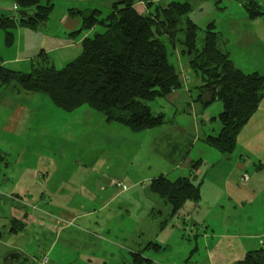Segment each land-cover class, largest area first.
Wrapping results in <instances>:
<instances>
[{"label": "rangeland", "instance_id": "obj_1", "mask_svg": "<svg viewBox=\"0 0 264 264\" xmlns=\"http://www.w3.org/2000/svg\"><path fill=\"white\" fill-rule=\"evenodd\" d=\"M38 1L52 8L35 28L17 24L8 39L9 29L0 27L6 68L25 73L44 56L62 67L80 52L70 46L80 48L100 28L66 27L68 4L105 11L114 0ZM188 1L199 34L212 24L233 65L264 77V0L249 10L240 0ZM13 13V0H0V18ZM178 48L169 59L180 87L148 102L163 115L151 128L107 121L87 104L68 111L14 80L0 82V264L15 251L32 264H130L137 251L150 264H234L264 248V87L224 154L204 140L220 127L221 101L198 99L201 79ZM159 177L187 178L198 186V200L172 212L151 187ZM8 216L22 219L23 229L8 230Z\"/></svg>", "mask_w": 264, "mask_h": 264}, {"label": "trees", "instance_id": "obj_2", "mask_svg": "<svg viewBox=\"0 0 264 264\" xmlns=\"http://www.w3.org/2000/svg\"><path fill=\"white\" fill-rule=\"evenodd\" d=\"M240 1L248 10V5H256L254 0ZM51 8L52 3L38 0H13L14 13L1 16L0 27L9 29V39L10 29L17 24L35 28L48 18ZM191 8L188 0H114L108 2L105 11L70 7L67 15H78L81 20L76 32L100 26L81 40L80 53L57 69L45 56L25 73L0 64V82L14 80L24 90L45 94L68 111L87 104L103 113L107 121L133 130L151 128L163 122V115L154 114L148 102L180 87L179 71L169 59L178 45L179 53L188 57L191 70L201 79L198 99L205 104L216 99L222 104L216 118L220 127L204 140L228 154L238 132L258 108L264 77L233 65L212 24L199 34L198 26L187 15ZM151 187L169 203L172 212L185 200L196 202L199 198L198 186L185 177L173 181L159 177ZM9 219L8 230L23 229L22 221ZM150 263L137 251L130 264ZM234 264H264V248L247 251Z\"/></svg>", "mask_w": 264, "mask_h": 264}, {"label": "crops", "instance_id": "obj_3", "mask_svg": "<svg viewBox=\"0 0 264 264\" xmlns=\"http://www.w3.org/2000/svg\"><path fill=\"white\" fill-rule=\"evenodd\" d=\"M254 1H256V0H254ZM78 2L80 3L81 2V0H78ZM42 4V3H41ZM69 4H72V3H69ZM68 4V7H76V5H69ZM76 8H93V7H85V6H83V5H80V7H76ZM68 9V8H67ZM61 23L62 24H64L66 27H68V28H71L72 30H77L79 27H80V18H79V16H69V15H67V12H66V15H63L62 16V18H61ZM77 28V29H76ZM90 33H88V34H86V35H89ZM85 35V36H86ZM84 36V37H85ZM83 37V38H84ZM67 47V45L64 47V48H66ZM71 48H76V52H79V51H81V46H80V48H79V45H78V43H75V44H73V45H71L70 46ZM80 53V52H79ZM78 53V54H79ZM46 57V56H45ZM48 62H49V60H48ZM40 201H42V200H40ZM7 204V203H6ZM25 204H27V203H25ZM1 205H3L2 203H1ZM31 206L32 205H34V204H30ZM4 206V205H3ZM21 205H16L15 206V208H17V209H19V211H20V207ZM20 207V208H19ZM34 208H36L35 206H34ZM30 208H26V209H22V211H23V213H22V218L23 219H25L26 218V216H27V214H28V211H30L29 210ZM38 211L40 212V214H38L39 216L40 215H42L43 213L46 215V213H45V211H43V210H41V209H38ZM1 213H3V210H1ZM45 215H43V216H40V217H43L44 218V216ZM10 216H8V218H9ZM17 218V217H16ZM18 220H20V221H22L23 223H24V221L22 220V219H18Z\"/></svg>", "mask_w": 264, "mask_h": 264}, {"label": "water", "instance_id": "obj_4", "mask_svg": "<svg viewBox=\"0 0 264 264\" xmlns=\"http://www.w3.org/2000/svg\"><path fill=\"white\" fill-rule=\"evenodd\" d=\"M19 14H21L22 12L21 11H18ZM23 254V255H21ZM19 251H15L11 254L10 258L11 259H18V258H21V262L17 263V264H32V260L30 257H28L27 255H25L24 253H22ZM4 258V256H2L1 258V263H2V259Z\"/></svg>", "mask_w": 264, "mask_h": 264}, {"label": "flooded vegetation", "instance_id": "obj_5", "mask_svg": "<svg viewBox=\"0 0 264 264\" xmlns=\"http://www.w3.org/2000/svg\"><path fill=\"white\" fill-rule=\"evenodd\" d=\"M21 255H23V254H21ZM10 256H11L10 253L5 255L4 258L2 259V264H17V263L21 262V258L11 259Z\"/></svg>", "mask_w": 264, "mask_h": 264}]
</instances>
